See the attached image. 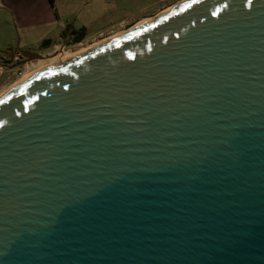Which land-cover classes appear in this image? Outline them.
Returning <instances> with one entry per match:
<instances>
[{"label":"water","instance_id":"1","mask_svg":"<svg viewBox=\"0 0 264 264\" xmlns=\"http://www.w3.org/2000/svg\"><path fill=\"white\" fill-rule=\"evenodd\" d=\"M0 264H264V0H179L1 94Z\"/></svg>","mask_w":264,"mask_h":264},{"label":"crops","instance_id":"2","mask_svg":"<svg viewBox=\"0 0 264 264\" xmlns=\"http://www.w3.org/2000/svg\"><path fill=\"white\" fill-rule=\"evenodd\" d=\"M118 6L119 3L117 9L122 8ZM104 8L106 0H0V54L23 47L50 48L73 30L87 35L104 34L116 27L115 23L107 28L105 23L99 24ZM123 13L128 15L122 16L117 26L146 15ZM45 40L50 41L48 47L43 45Z\"/></svg>","mask_w":264,"mask_h":264},{"label":"rangeland","instance_id":"3","mask_svg":"<svg viewBox=\"0 0 264 264\" xmlns=\"http://www.w3.org/2000/svg\"><path fill=\"white\" fill-rule=\"evenodd\" d=\"M177 1L179 0H106V10L104 8L105 11L103 14L104 16L102 19H100L99 24L105 23L104 28L105 27L107 28L110 25V23H115L114 26L116 27L113 28L112 30H109L104 34H98V35L84 34L81 36L80 41L77 43H74L75 34L68 33L65 34V36H63V38H61L56 45L50 48L38 47L35 49H29L23 47L17 49L39 52L44 56H49L56 53L55 56L48 57L46 59H39L47 62L52 59H55L57 56H60L62 50L75 51L81 46H88L94 42H99V41L101 43L102 40L106 39L108 34L112 32H119L121 30L123 31L126 28H129L144 19L152 18L153 16L167 10L172 4H174ZM118 3H119L118 7H122V8L117 9ZM121 10H124L135 17H138L142 14H146V15L144 18H139V19L137 18L131 20L128 19L122 25L117 26L118 20H120L122 16L128 15L126 13H123L124 11L122 12ZM16 50L12 49L8 52H5L4 54H0V91L3 90L6 86L16 82L21 76H23L29 64L38 61V60H31L25 63L24 65H20L19 63L20 56L18 54H14Z\"/></svg>","mask_w":264,"mask_h":264},{"label":"bare ground","instance_id":"4","mask_svg":"<svg viewBox=\"0 0 264 264\" xmlns=\"http://www.w3.org/2000/svg\"><path fill=\"white\" fill-rule=\"evenodd\" d=\"M122 30L119 32H112L110 34H108V36L106 37V39L102 40V42H105L107 40H110L111 38H114L116 36H118L119 34H121ZM99 42H94L88 46H81L80 48H78L77 50H62L60 53V56H57L55 59H52L50 61H43V60H38L37 62H32L31 64H29L26 68L25 73L23 74V76H21L16 82L6 86L3 90L0 91V95L3 94L4 92H6L9 88H11L13 85L20 83L21 81L25 80L26 78H28L31 74H33L34 72L46 67V66H50V65H58L59 63H61L63 60L70 58L76 54L79 53H83L91 48H93L94 46H96L97 44H99ZM46 59V58H44Z\"/></svg>","mask_w":264,"mask_h":264},{"label":"trees","instance_id":"5","mask_svg":"<svg viewBox=\"0 0 264 264\" xmlns=\"http://www.w3.org/2000/svg\"><path fill=\"white\" fill-rule=\"evenodd\" d=\"M74 36V43H77L80 41L81 36L84 35V32L82 30H73ZM44 47H48L50 45V41L45 40L43 43Z\"/></svg>","mask_w":264,"mask_h":264},{"label":"flooded vegetation","instance_id":"6","mask_svg":"<svg viewBox=\"0 0 264 264\" xmlns=\"http://www.w3.org/2000/svg\"><path fill=\"white\" fill-rule=\"evenodd\" d=\"M14 54H18L20 56V62H19L20 65H24L25 63H27L28 61H30V60H28L27 57H25V56H23V55L20 54V49H17Z\"/></svg>","mask_w":264,"mask_h":264}]
</instances>
